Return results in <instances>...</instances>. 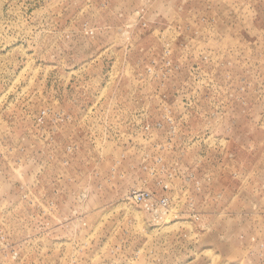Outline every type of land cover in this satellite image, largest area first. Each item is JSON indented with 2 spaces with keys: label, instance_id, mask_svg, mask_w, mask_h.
I'll use <instances>...</instances> for the list:
<instances>
[{
  "label": "rangeland",
  "instance_id": "374dc122",
  "mask_svg": "<svg viewBox=\"0 0 264 264\" xmlns=\"http://www.w3.org/2000/svg\"><path fill=\"white\" fill-rule=\"evenodd\" d=\"M0 264H264V0H0Z\"/></svg>",
  "mask_w": 264,
  "mask_h": 264
}]
</instances>
